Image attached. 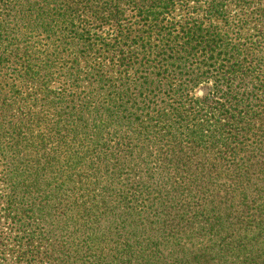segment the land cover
Masks as SVG:
<instances>
[{
    "label": "trees",
    "instance_id": "trees-1",
    "mask_svg": "<svg viewBox=\"0 0 264 264\" xmlns=\"http://www.w3.org/2000/svg\"><path fill=\"white\" fill-rule=\"evenodd\" d=\"M0 264H264V0H0Z\"/></svg>",
    "mask_w": 264,
    "mask_h": 264
}]
</instances>
